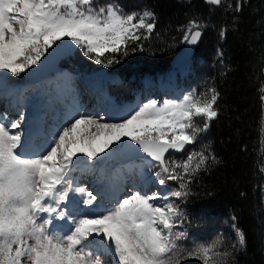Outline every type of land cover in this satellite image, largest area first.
I'll use <instances>...</instances> for the list:
<instances>
[{
	"label": "snow or ice",
	"instance_id": "obj_1",
	"mask_svg": "<svg viewBox=\"0 0 264 264\" xmlns=\"http://www.w3.org/2000/svg\"><path fill=\"white\" fill-rule=\"evenodd\" d=\"M207 2L219 6L222 0ZM241 6L237 0L235 11ZM206 26L190 20L183 29L184 42L195 45ZM155 27L156 16L150 10L125 12L114 4L97 9L92 0H0V71L19 77L66 39L103 63L106 53L127 54L130 42L148 39ZM225 35L222 29L221 38ZM209 92L210 98L193 92L162 104L151 100L117 122L77 113L35 154L19 131L20 121L0 119V264H107L106 253L116 264H181L187 259L229 264L231 252L215 251V244L177 251L176 241L186 233L174 232L183 213L170 199L186 197L192 177L206 170L210 160L216 161L207 146L189 150L182 160L166 155L195 145L217 118L219 93L215 88ZM201 117L203 127L196 124ZM113 145L143 154L147 167L158 169L154 183L166 186L175 181L179 187L146 191L133 185L99 215L70 216V192L83 196L86 205L95 204L100 195L73 187L70 172L75 163L81 155L91 161L103 159ZM54 219H70L68 231L50 230ZM237 236L243 246L242 230L237 229ZM97 241L104 246L101 251L93 247Z\"/></svg>",
	"mask_w": 264,
	"mask_h": 264
},
{
	"label": "trees",
	"instance_id": "obj_2",
	"mask_svg": "<svg viewBox=\"0 0 264 264\" xmlns=\"http://www.w3.org/2000/svg\"><path fill=\"white\" fill-rule=\"evenodd\" d=\"M114 2L154 12L156 27L148 39L130 42L127 54H111L115 63L106 68L109 74L122 73L123 67H131L126 78L172 69L189 21L207 25L196 54L203 58L201 71L210 75L211 87L219 93L214 106L218 116L198 140L216 161L192 177L189 194L178 205L188 235L198 239L225 232L226 219L234 217L245 244L244 249L224 250L232 254L229 264H264V0H241L239 12L237 0H222L219 6L204 0Z\"/></svg>",
	"mask_w": 264,
	"mask_h": 264
},
{
	"label": "rangeland",
	"instance_id": "obj_3",
	"mask_svg": "<svg viewBox=\"0 0 264 264\" xmlns=\"http://www.w3.org/2000/svg\"><path fill=\"white\" fill-rule=\"evenodd\" d=\"M108 4L117 5L125 12H143L144 10H148L147 8H123L120 4L114 2V0L100 2L98 0H92V6L97 9ZM149 22L151 21L149 20ZM110 55V53H106L105 56L101 58L104 62L96 63L94 59L85 56L83 50L78 46L73 54L64 57L59 62L60 68L56 70L61 73L59 78L53 75L54 72L45 78L37 76L32 77L31 70H33V68L28 69L19 77L12 76L8 72L0 71V80L2 84L5 87L14 89L13 93L26 88L24 95L21 94L19 96L20 98L22 97L21 102L15 107L8 105L7 99L9 98H7L6 95H0V119H2L3 116L8 122L20 121L21 128L19 131L25 133L27 132L25 130H27L28 126L23 127V118L18 108L25 109L26 106L32 105L34 111L37 109L34 112V117L37 119L38 114L39 117L43 116L41 120L37 119L36 121L38 126H40L39 122H42L43 132L41 130L38 137L32 140V149L30 151L32 154H35L42 151L47 146L54 133H57L62 127L67 125H60L57 117H50L53 116L52 113L55 115V108L59 111L58 115L65 117H67L66 114L72 110V100L69 96L60 101H56V95L60 94L61 90L67 88L78 97L81 103H79V106L81 105L80 114L92 115L97 118L103 117L101 122H117L122 120L151 100H156L159 104H162L166 100L180 99L193 92L196 94L208 93L207 98L211 96L209 92V89H212L211 77L206 72L201 71L203 58L199 54H195L191 61L187 65H184L183 68L178 67V69L173 67L165 72H148L147 74L133 75L131 78H126L128 76L127 74L131 72V67H123L122 73H107L106 68L113 69L115 63L114 61L111 65L108 63ZM94 81L96 82L94 85L95 90L91 88L88 90L89 85L87 83ZM87 91H92L93 93L89 94ZM94 93H96L97 96L92 98ZM47 102L51 103V107L48 105L49 109H52L51 111L49 110V112L47 110L48 107L45 108ZM45 115H47V119L45 118L44 120ZM29 116L33 118L31 117L33 114ZM7 120H4V122L8 123ZM203 123V117L196 119V124L198 126L203 127ZM116 146L117 145H113V148L108 150L103 159L91 161L81 155L77 160L75 165H78L79 168L72 169L70 172V176L73 180V187L85 188L88 191H92L94 195L99 189H102L103 193H100L101 195L97 197L95 204L88 205V207L84 208V205H86L83 203L84 197L79 193L70 192V201L66 202L70 216L79 217L80 215H84V212L88 208L93 211L89 213V215L94 213V209H104L101 210V213H103L111 207L112 200L114 205L117 199L126 195L133 185H136L137 188L142 187L146 191L174 190L179 187L178 183L175 181H168L166 186H160L154 183L155 178L153 174L158 169L147 167L145 160L141 158L132 159L128 162H119L115 153ZM203 147L204 146L201 145L200 141L197 139L196 144L186 146L184 152H170L168 156L174 160H182L186 158L189 150L195 149L199 151ZM118 183L124 184L125 189H119L118 196L112 197L109 187L112 185L113 188H119ZM96 185L98 186L97 188L95 187ZM72 198H74V201ZM170 199L177 205L179 201L181 203V200L175 197ZM106 201H108L109 204H106ZM157 203L160 204L162 201H157ZM229 219H233V221L230 222ZM229 219H226L227 224H225V232L217 231L211 234H203L201 238L198 239L195 236L188 235L190 232L189 226L187 222L183 221L182 215V217H179L177 220V226L174 232H185L186 236L176 241L177 251L182 253L186 250H191L199 244L206 246L215 244V251L221 252L228 247L232 250L244 249V245L241 246L239 243L237 236L238 228L234 223V217H230ZM53 221L65 222L68 225L67 231L71 223L70 219H54ZM97 244L93 246L94 249L96 251H101L104 246L99 244L98 241ZM113 258L114 256L110 253H106L104 256L107 264H111ZM181 264H203V262L197 259H187L182 260Z\"/></svg>",
	"mask_w": 264,
	"mask_h": 264
},
{
	"label": "bare ground",
	"instance_id": "obj_4",
	"mask_svg": "<svg viewBox=\"0 0 264 264\" xmlns=\"http://www.w3.org/2000/svg\"><path fill=\"white\" fill-rule=\"evenodd\" d=\"M187 65V64H186ZM178 68V67H177ZM179 68H183V66L182 67H179ZM178 68V69H179ZM54 76H57L58 78L61 76V73L60 72H54V74H53ZM47 77V76H46ZM45 78V77H44ZM95 81L94 82H91V83H87L89 86H88V90L91 88L92 90H95V88H94V85H95ZM98 85V84H97ZM13 91H14V89H10V88H8V87H5L3 84H2V82H1V80H0V95H6L7 96V98H9V99H7V101H8V105L9 106H12V107H15V106H17L20 102H21V100H22V97L20 98L19 96L21 95V94H23L24 95V93L26 92V88H23V89H20V90H18V91H15L14 93H13ZM89 94L91 93H93L92 91H87ZM57 97H56V101H60V100H62L63 98H66V97H68L69 96V98L72 100V105H73V107H72V110L69 112V113H67L66 114V116L67 117H65V116H60V115H58V110H57V108H55V115H54V113H52L53 114V116H50V117H57V119H58V122H60V125L61 124H63V125H65V124H67V122H69L72 118H74L75 116H77V113H80L81 112V105L79 106V99H78V97H76V95L69 89V88H67V89H65V90H61V92H60V94H58V95H56ZM97 96V94L96 93H94V95L92 96V98H95ZM81 104V103H80ZM48 105H50V107H51V103L50 102H47V105L45 106V108H47V110H48V112H49V110L51 111L52 109H49V106ZM53 105V104H52ZM128 105V104H127ZM52 108H53V106H52ZM54 109V108H53ZM37 110V109H36ZM35 110V111H36ZM18 111H21V117L23 118V120H22V123H23V127H27L28 126V128H27V130H25V131H27V132H25V133H23V139H24V141L26 142V145H27V147L31 150L32 149V147H31V145H32V140L33 139H35L36 137H38V135H39V133H41V130H42V132H43V129H42V127H43V124H42V122H39V120H41L42 118H43V116L42 117H39V114H38V118L37 119H39L38 120V122H39V124H40V126H38L37 125V119H36V117H34V115H35V111H34V109H33V106L32 105H30V106H26V108L25 109H21L20 107L18 108ZM24 113V114H23ZM46 113V112H45ZM31 114H33V118H30V116L29 115H31ZM46 116L47 115H45L44 116V120H45V118H46ZM2 119L3 120H7L5 117L3 118V116H2ZM47 119V118H46ZM65 120H67V121H65ZM7 122H8V120H7ZM10 122V121H9ZM8 122V123H9ZM66 126V125H65ZM39 127V128H38ZM60 127V126H59ZM77 163V162H76ZM75 163V164H76ZM76 168H79V166L78 165H74V167H73V169H76ZM74 175V174H73ZM118 185H119V188H113V186L111 185L109 188H110V191H111V195H112V197H116V196H118V193H119V189L121 190V189H125V185L124 184H122V183H118ZM93 186H94V184H93ZM96 188L98 187L97 185L95 186ZM97 191H99L101 194L103 193V190L102 189H99V190H97ZM100 194V195H101ZM115 202V201H114ZM106 204H109V202L108 201H106ZM115 204V203H114ZM111 205V204H110ZM112 205H113V200H112ZM86 207H88V205H84V208H86ZM101 210H104V209H100V210H96V209H94V213L93 214H91V215H99V214H101ZM93 211L90 209V208H88L84 213L85 214H88L89 215V213H92ZM67 224H66V228H67ZM54 228V224H51V225H49V229L51 230V229H53ZM56 229V228H55ZM57 230H59V229H57ZM67 232V231H66ZM97 244V243H96ZM98 245V244H97ZM111 264H116V258L114 257L113 259H112V263Z\"/></svg>",
	"mask_w": 264,
	"mask_h": 264
},
{
	"label": "water",
	"instance_id": "obj_5",
	"mask_svg": "<svg viewBox=\"0 0 264 264\" xmlns=\"http://www.w3.org/2000/svg\"><path fill=\"white\" fill-rule=\"evenodd\" d=\"M207 4V0H204ZM213 5V4H212ZM217 6V5H214ZM203 34V30H202ZM202 38V36H201ZM201 38L195 45L188 44L184 42L182 47L175 53L171 60V65L174 68L182 67L188 64L193 56L196 54L197 47L201 41ZM59 46L54 45L52 49H49L42 57L41 63L39 65L33 66L35 74L44 78L49 74L60 68L59 62L64 57L73 54V52L78 47L77 45L72 44L67 39L64 42H58ZM116 157L121 162H128L132 159L140 158L143 154H137L133 149L125 147L123 145H117L115 147ZM175 152V151H170ZM180 153V152H178ZM168 155V154H166Z\"/></svg>",
	"mask_w": 264,
	"mask_h": 264
}]
</instances>
